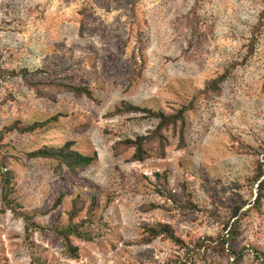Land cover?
<instances>
[{"label":"rangeland","instance_id":"1","mask_svg":"<svg viewBox=\"0 0 264 264\" xmlns=\"http://www.w3.org/2000/svg\"><path fill=\"white\" fill-rule=\"evenodd\" d=\"M261 2L0 0V132L57 117L48 129L3 135L14 211L0 191V264H264V190L254 204L264 180V25L250 43ZM222 74L219 93L203 95ZM122 102L166 115L186 108L184 147L178 129L168 128L163 159L150 151L146 161L130 162L133 151L115 144L145 135L156 121L111 117ZM67 142L94 161L69 171L24 157ZM157 173L167 175L165 192ZM184 195L198 210L179 205ZM77 196L95 200L85 230L97 238L70 237L73 259L54 229L66 225ZM234 207L238 262L210 249L235 220ZM158 223H168L185 247L162 238L140 244Z\"/></svg>","mask_w":264,"mask_h":264},{"label":"trees","instance_id":"2","mask_svg":"<svg viewBox=\"0 0 264 264\" xmlns=\"http://www.w3.org/2000/svg\"><path fill=\"white\" fill-rule=\"evenodd\" d=\"M262 2V10L259 14L258 21L252 29V40L250 43L253 45L254 35L260 31L261 26L264 25V0ZM252 52L249 51V53ZM22 77L25 76L26 71L21 70ZM5 72L2 70L0 66V77L4 76ZM11 74V73H10ZM13 74V73H12ZM11 74V75H12ZM226 78L225 74H222L216 77L213 80L208 81L204 89L202 90V94L208 97L209 95L218 94L220 91V84L224 82ZM64 89L68 92L73 93V95L80 97L82 94H85L87 97H90V92L82 87H74V86H63ZM187 111L186 108H181L174 112V114L166 115L163 112H152L151 110L132 106L128 102H122L119 108H116L113 113L110 114L111 117L115 116H124L128 114H141V117L152 118L156 121V125L153 129L146 132L145 135L136 136L134 138H126L118 141L115 146L116 149H119V152L132 150L133 153L130 157V162L141 163L150 158V151H154V157L157 159H163L165 157V149L167 147L168 141L164 135V131L168 128L176 131L178 129V145L180 148L184 147V132H185V118L184 114ZM57 120V117L51 118L44 122H33L29 124L23 125L21 122H14L9 126L3 128V131L0 132V171L1 169H5V172H0V185H1V199L5 204L6 208L11 211H14L13 208L10 207L11 202H7L9 196L12 194L13 186H14V175L11 171L7 169V164L5 162L4 151L5 145L2 147L1 142L3 140V135L5 133H16L18 135H26L31 134L35 131H40L48 129V127L52 126V124ZM73 143L67 142L61 146H42L34 151L28 152L24 154L26 160H49L56 163V166L61 168H66L69 171H75L78 169L87 168L93 161L94 158L90 156H85L83 154L78 153L72 149ZM157 182L160 184L162 191H166V183H167V175L165 173L155 174ZM262 177V173L260 170L256 171L255 177L253 179L254 182H258ZM257 196L255 198L254 204H257L262 197V191L264 190V180L260 181L257 185ZM171 197L172 201H175L173 196ZM61 202V198H58L56 201V205ZM179 205L187 209L188 211H196L198 210V206L195 205L191 199L188 198L187 195H184V200L181 201ZM95 208V200L88 204H86V200L77 196L73 202L70 210L67 212V223L64 226H59L55 228V232L63 239L65 242V247L70 257L73 259L77 258L78 249L74 247L70 241V237H74L81 241L92 242L97 238L96 233L91 230H85L86 226H90L92 223V217ZM84 212V217L79 218V215ZM240 208L234 207L232 209L233 217L235 220L231 222V224H226L225 230L227 233L225 236H222L220 239V243L218 246H212L210 249L213 253H215L219 258L234 256L235 261L241 260L240 252L234 251L233 245L236 240L239 238L240 229H239V216L237 212ZM162 238L163 240H168L171 243L184 248L185 244L182 239H180L176 234L173 228L167 223L162 224L158 223L152 227L145 228V236H143L140 240V244L146 245L151 243L152 241ZM203 241H197L196 245H203ZM227 245V248H225Z\"/></svg>","mask_w":264,"mask_h":264}]
</instances>
